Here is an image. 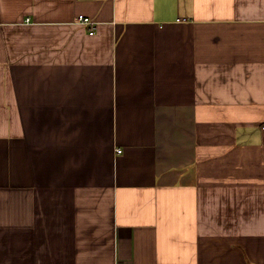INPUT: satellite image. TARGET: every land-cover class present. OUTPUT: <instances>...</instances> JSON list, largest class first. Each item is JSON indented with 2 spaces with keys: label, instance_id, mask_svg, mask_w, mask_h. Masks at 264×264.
<instances>
[{
  "label": "crops",
  "instance_id": "obj_1",
  "mask_svg": "<svg viewBox=\"0 0 264 264\" xmlns=\"http://www.w3.org/2000/svg\"><path fill=\"white\" fill-rule=\"evenodd\" d=\"M263 126L264 0H0V264H264Z\"/></svg>",
  "mask_w": 264,
  "mask_h": 264
},
{
  "label": "built area",
  "instance_id": "obj_2",
  "mask_svg": "<svg viewBox=\"0 0 264 264\" xmlns=\"http://www.w3.org/2000/svg\"><path fill=\"white\" fill-rule=\"evenodd\" d=\"M78 22L81 25L87 26L90 28V32H89L90 35H92V36L95 35L96 23L93 20H91L90 18H86V17L81 16L78 18ZM262 131H264V126L262 127ZM116 152L118 155L122 153V151L120 149H118Z\"/></svg>",
  "mask_w": 264,
  "mask_h": 264
}]
</instances>
